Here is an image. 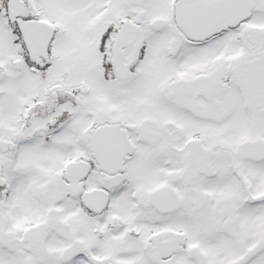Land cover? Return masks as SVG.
<instances>
[{"label": "snow or ice", "instance_id": "obj_1", "mask_svg": "<svg viewBox=\"0 0 264 264\" xmlns=\"http://www.w3.org/2000/svg\"><path fill=\"white\" fill-rule=\"evenodd\" d=\"M0 264H264V0H0Z\"/></svg>", "mask_w": 264, "mask_h": 264}]
</instances>
